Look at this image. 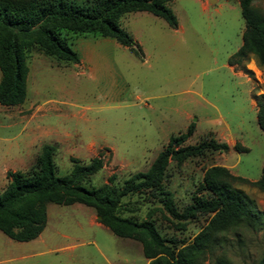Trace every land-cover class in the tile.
Masks as SVG:
<instances>
[{"label":"rangeland","instance_id":"obj_1","mask_svg":"<svg viewBox=\"0 0 264 264\" xmlns=\"http://www.w3.org/2000/svg\"><path fill=\"white\" fill-rule=\"evenodd\" d=\"M168 7L177 27L147 12L125 14L120 26L141 51L134 55L114 40L66 33L78 64L59 63L33 50L26 56L27 94L18 106L0 105V193L6 172L28 171L43 145L54 147L58 177L71 158L87 164L100 155L103 167L86 186L99 187L114 175L120 188L145 172L171 136L194 126L184 145L210 138L226 152H207L180 165L170 162L162 186L181 211L197 193L205 169L221 166L236 182L255 214L219 234L200 264L225 259L258 264L264 258V193L256 182L264 164V131L256 122V101L264 102V67L253 56L228 65L241 45L244 27L238 0H173ZM264 14V0H252ZM239 143L246 152L233 149ZM120 216L151 219L159 234L180 245L192 241L208 221L198 216L182 228L161 209L152 193L121 199ZM0 264H148L139 242L118 238L97 222L93 209L47 205V223L28 242L0 232Z\"/></svg>","mask_w":264,"mask_h":264},{"label":"trees","instance_id":"obj_2","mask_svg":"<svg viewBox=\"0 0 264 264\" xmlns=\"http://www.w3.org/2000/svg\"><path fill=\"white\" fill-rule=\"evenodd\" d=\"M173 0H0V105H21L26 98V56L33 50L59 63L78 64L79 57L67 43L65 34L94 35L114 40L131 53L141 55L131 34L121 28L120 19L128 13L147 12L176 28L168 7ZM244 27L241 45L228 59L229 66L253 56L264 67V14L252 7V0H238ZM256 122L264 131V102L256 101ZM186 131L171 136L145 172L132 175L120 188L113 186L114 175L99 187L88 188L89 179L103 167L100 155L87 164L71 158V170L58 177L53 163L54 147L43 145L33 166L26 172H6V187L0 193V232L15 242L36 239L47 223V205L80 204L93 209L97 222L112 235L137 241L148 264H200L219 234L241 223H253L255 214L236 182H245L221 166L204 170L191 203L178 211L171 192L162 186L170 162L182 164L207 152H226L227 143L213 138L184 145L193 134ZM233 149H247L235 143ZM253 185L264 193V164ZM152 193L166 217L185 227L198 216L209 219L186 245L163 238L151 219L136 221L120 216L121 199L144 192ZM215 264H230L217 259ZM258 264H264V258Z\"/></svg>","mask_w":264,"mask_h":264}]
</instances>
